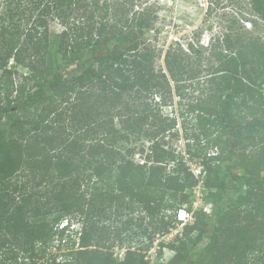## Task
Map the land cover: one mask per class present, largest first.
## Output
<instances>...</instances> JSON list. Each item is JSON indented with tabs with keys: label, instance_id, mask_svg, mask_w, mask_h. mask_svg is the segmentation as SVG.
I'll use <instances>...</instances> for the list:
<instances>
[{
	"label": "trees",
	"instance_id": "trees-1",
	"mask_svg": "<svg viewBox=\"0 0 264 264\" xmlns=\"http://www.w3.org/2000/svg\"><path fill=\"white\" fill-rule=\"evenodd\" d=\"M249 1L264 21V0ZM135 6L0 0V250L9 236L34 261L36 244L61 242L69 226L59 225L75 218L78 247L54 264H149L137 249L115 257L95 219L119 207L138 205L152 219L169 210L165 233L179 209H193L186 188L198 179L165 139L179 117L212 211L194 212L166 264H264V42L238 31L209 56L176 42L157 68L144 37L153 19ZM167 104L178 117L162 113ZM131 136L150 142L144 162L118 146Z\"/></svg>",
	"mask_w": 264,
	"mask_h": 264
},
{
	"label": "rangeland",
	"instance_id": "rangeland-1",
	"mask_svg": "<svg viewBox=\"0 0 264 264\" xmlns=\"http://www.w3.org/2000/svg\"><path fill=\"white\" fill-rule=\"evenodd\" d=\"M134 3L140 7L135 6L136 10L147 9L153 19L151 29L146 30L144 37L155 50V66L157 68H165L166 50L176 42L186 50L189 44L202 47L207 56L211 54V51L225 47L223 46L226 45L225 37H234V33L238 31L244 32L249 41L255 38L264 42V21L253 11L249 0H134ZM50 25L51 30L55 33H59L63 28L58 21H52ZM208 64L209 60L205 59L203 65ZM16 69L21 73L28 72V69L22 66H17ZM200 75L204 78L206 71H203ZM176 100L177 98L175 102ZM160 108L164 115L169 117L179 116L177 104L161 105ZM114 122L117 127L120 126L117 117ZM183 135L180 118L178 117L176 129L171 134L167 133L165 139L168 140V146L171 149L184 155V161L195 178L198 179L195 185L186 188V192L193 200V207L195 206L192 210L194 212L205 211L201 207L202 199H204L206 207H210L209 212H205L211 214L212 203L209 199V189L205 183V172L202 170L201 160L200 158H193L190 153L186 152V141ZM93 140L89 141L96 142V140ZM149 143L145 137L131 136L129 141H121L118 146L123 150L130 147L133 161L141 163L147 159L146 156L150 153ZM214 151H216V148L210 150V152ZM198 197L202 201L197 199ZM196 200L201 202L198 201L195 205ZM163 214H166L165 220H169L170 215L173 213L165 210L159 215L158 219H152L136 205L129 209L124 207L109 209L105 214L96 218L95 221L103 232L102 236L105 238V244L112 245L114 256L118 259L124 256L127 248H131L141 250L149 264H166L173 258L175 251L171 248V243H167L174 235L168 239H162L164 235L161 234L160 217ZM69 221L71 222V220ZM63 223H68L67 219ZM71 223L75 225L69 227L68 236L61 242L59 237L55 241L48 242L47 245L40 242L36 244L34 261L21 248L13 245L14 240L11 237H6L8 247L0 250V264L3 260L4 264L63 263L65 259L70 257L67 254L78 247L79 238L76 233H79L82 223L75 218ZM174 224L175 221L170 226L174 227ZM61 226L62 223L59 228ZM181 227L182 224L179 225V228ZM210 230H208L207 237L193 249L191 253L193 258L198 257L199 251L208 242ZM175 233L176 231L173 232V234ZM105 236H110V239ZM73 241H76V243L73 244ZM154 242L159 245L156 250L153 249L155 248Z\"/></svg>",
	"mask_w": 264,
	"mask_h": 264
},
{
	"label": "built area",
	"instance_id": "built-area-1",
	"mask_svg": "<svg viewBox=\"0 0 264 264\" xmlns=\"http://www.w3.org/2000/svg\"><path fill=\"white\" fill-rule=\"evenodd\" d=\"M197 199H200L201 200V198L200 197H198ZM200 200H196V204L195 205H197V203H198V201H200ZM203 200V201H202ZM201 201H202V209H204L205 211H207V212H209V209H210V207H206V201L204 200V199H202ZM200 201V202H201ZM195 208V206L193 207V209ZM194 216V210H191V211H188L185 207L184 208H181V209H179L178 210V213H177V224H176V226H174V227H171L170 228V230L168 231V232H165V233H161L162 235H164L163 237H162V239L164 238V239H168L170 236H172V235H174V237L173 238H171L170 240H169V242H167V243H170V242H174V241H176V239H177V237L178 236H182V232H183V226L186 224V223H189V222H192V220H193V217ZM180 224H182V227L181 228H179V225ZM67 226V224L66 223H63L62 222V226L60 227V228H62V227H65V226ZM175 229V230H174ZM174 231H176V233L175 234H173V232ZM171 232V233H170ZM156 240H157V238H156ZM165 241V240H164ZM154 246H155V248H153V249H155L156 250V248L159 246L158 245V243H155L154 242ZM162 259V258H161Z\"/></svg>",
	"mask_w": 264,
	"mask_h": 264
},
{
	"label": "clouds",
	"instance_id": "clouds-1",
	"mask_svg": "<svg viewBox=\"0 0 264 264\" xmlns=\"http://www.w3.org/2000/svg\"><path fill=\"white\" fill-rule=\"evenodd\" d=\"M67 225H68L69 227H70V226L72 227V226H74L75 224H74V223H71V224H68V223H67Z\"/></svg>",
	"mask_w": 264,
	"mask_h": 264
}]
</instances>
